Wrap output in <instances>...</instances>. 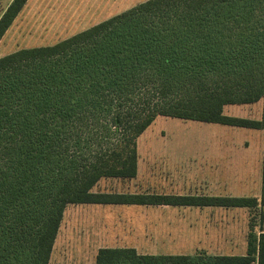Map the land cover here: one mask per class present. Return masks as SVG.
<instances>
[{"label": "trees", "instance_id": "16d2710c", "mask_svg": "<svg viewBox=\"0 0 264 264\" xmlns=\"http://www.w3.org/2000/svg\"><path fill=\"white\" fill-rule=\"evenodd\" d=\"M28 0H11L0 40ZM262 101L260 120L223 115ZM157 117L264 131V0H146L51 45L0 56V264H49L69 205L253 208V197L97 192L137 171ZM264 202V198H263ZM94 264H264L101 248Z\"/></svg>", "mask_w": 264, "mask_h": 264}, {"label": "rangeland", "instance_id": "374dc122", "mask_svg": "<svg viewBox=\"0 0 264 264\" xmlns=\"http://www.w3.org/2000/svg\"><path fill=\"white\" fill-rule=\"evenodd\" d=\"M146 0H28L0 40V56L51 45ZM11 0H0V16ZM262 101L223 115L260 120ZM139 178L105 179L97 192L253 197V208H65L49 264H94L101 248L140 254L240 256L264 228V131L157 117L136 141Z\"/></svg>", "mask_w": 264, "mask_h": 264}, {"label": "crops", "instance_id": "0c3cea01", "mask_svg": "<svg viewBox=\"0 0 264 264\" xmlns=\"http://www.w3.org/2000/svg\"><path fill=\"white\" fill-rule=\"evenodd\" d=\"M136 168H137L136 176L134 178H132V179H129L130 181H133V180L139 178L138 157H137V166H136ZM103 180H105V179H103ZM95 188H94V191H95ZM168 195H171V194H168ZM176 195H179V194H176ZM195 196H203V195H195ZM97 206H113L114 207V206H118V205H97ZM154 207H156V206H154Z\"/></svg>", "mask_w": 264, "mask_h": 264}]
</instances>
